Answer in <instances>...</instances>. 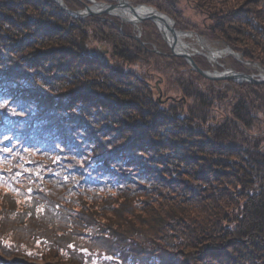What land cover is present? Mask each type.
<instances>
[{
  "label": "trees",
  "instance_id": "16d2710c",
  "mask_svg": "<svg viewBox=\"0 0 264 264\" xmlns=\"http://www.w3.org/2000/svg\"><path fill=\"white\" fill-rule=\"evenodd\" d=\"M132 1L264 66V0ZM119 24L0 0V264H264V83Z\"/></svg>",
  "mask_w": 264,
  "mask_h": 264
},
{
  "label": "water",
  "instance_id": "95a60500",
  "mask_svg": "<svg viewBox=\"0 0 264 264\" xmlns=\"http://www.w3.org/2000/svg\"><path fill=\"white\" fill-rule=\"evenodd\" d=\"M55 1H57L58 4L64 10L69 12L71 15H73L75 17H80V18L87 17L89 15L107 13L111 16L118 17L123 22L133 23V24H138L144 20H151L157 25V28H159L161 30V33L163 31L167 30L169 35L172 37L170 39V37H168L167 35L162 33L165 41L168 43L170 49L172 50V54L184 58L188 62V64L192 67V69H194L195 71L200 73L205 78L210 79V80H215V81H217V80H219V81H221V80L222 81L223 80H232L235 82L264 83V66H261L256 62H253V63L256 65L258 73H247V72H243V71H237L234 68H230V69L223 70V71H219L217 69H215L214 71H210V70H206V69L201 68L197 64V62L195 61V59L193 57L194 54H196V53L190 52L188 49L185 50L184 48L180 47L179 44L177 43L176 32H182V33H187V32L177 30L175 28V24H176L175 20L171 16H169L168 14L159 11L155 7H151V6H147V5L134 6V5L130 4V0H127L129 3L122 2L120 0H116L115 3H105V2L99 3L96 1L90 0V1H92L91 6H87L82 11H75V10L70 9L65 4L64 0H55ZM96 4L97 5L101 4L104 7V9L101 8L100 11H95L93 9V7ZM120 7H125L126 9H129V10H133V8L136 9L137 7H147V8L152 9V13L138 14L137 11L135 10L133 13L137 14L136 15L137 17L135 19H127V18H124V17L114 13V10H116ZM153 10H155V13ZM160 17H166L169 20V22H166L168 24H165V25H167V28L166 29L163 28V31H162L161 25H159L157 23V21ZM163 23H165V22H163ZM243 61H245V60H243ZM248 62H250V61H248ZM215 72H217V73L215 74Z\"/></svg>",
  "mask_w": 264,
  "mask_h": 264
},
{
  "label": "rangeland",
  "instance_id": "374dc122",
  "mask_svg": "<svg viewBox=\"0 0 264 264\" xmlns=\"http://www.w3.org/2000/svg\"><path fill=\"white\" fill-rule=\"evenodd\" d=\"M87 2L89 3H86V5L82 8H71L69 7L70 9L72 10H75V11H82L84 10L87 6H91L90 4L92 3V1H96V2H99V3H102V2H105V3H115L116 0H109V1H105V0H86ZM180 1V7L182 8V13H183V17L184 18H187L189 20H191V22H197L199 23L202 19V15L200 14V12L197 10V7L194 5V3L191 1V0H179ZM65 2V0H64ZM66 4V2H65ZM130 4L131 5H134V6H138V5H147V6H151V7H155V6H152V5H149V4H146V3H139V4H136L134 3L132 0H130ZM157 8V7H155ZM158 9V8H157ZM159 10V9H158ZM161 11V10H159ZM163 12V11H161ZM163 13H166V12H163ZM104 14H107V13H101V14H95V15H104ZM168 14V13H166ZM109 15V14H107ZM169 16H171L170 14H168ZM90 16H93V15H89L87 17H90ZM111 16V15H110ZM87 17H83V18H87ZM113 18H117L119 21H120V30L122 33H124V26L127 25V26H132L130 29L132 31V33L130 34V36H133L137 41H140L141 44L143 46H146V45H152V28H150V30H148V28H146L142 22L138 23V24H133V23H127V22H123L121 19H119L118 17H115V16H111ZM174 20H175V23H176V19L171 16ZM145 21V20H144ZM150 22H153L151 20H148ZM154 23V22H153ZM155 24V23H154ZM155 26L157 27V25L155 24ZM177 29V28H176ZM179 30V29H177ZM179 31H186L187 33L190 34V36H187L186 37V41L187 43L189 44L190 48L191 49H188L190 52H193V53H196V56H201V57H204L205 60L207 61V63L209 64V68L210 71H213V69H222V70H227V69H230V68H233L230 61H229V58L232 56V57H235L237 58L238 60H240L243 64H246V65H253L252 67L256 68V65L253 63L254 61H250L247 62L246 61H243L242 59H244L243 55L241 53H237V52H234L227 44H225L224 42H218V41H212L208 38H206L205 36H202L200 35L197 31L195 30H179ZM158 32L161 34V36L163 37L162 33H161V30L158 28ZM199 36H198V35ZM137 36V37H136ZM156 37L153 36V44L155 43L156 40H154ZM200 38V39H199ZM148 39V40H146ZM164 39V37H163ZM165 40V39H164ZM202 40V41H200ZM200 42H205L207 45H209V52L212 51V50H216V51H220V50H224L225 51V54L223 53L221 55V57H217V61L216 63H219L218 64H213L210 60V56H209V52L207 51V53L204 52L201 53V50L198 49V48H201L200 47ZM105 50L104 51H107L109 50L108 49V46L107 45H103ZM154 51L156 52H159V50L157 49V46L154 44V48H153ZM141 60L144 64H147L148 65H152V63L148 62L147 61V57L145 56H142L141 57ZM198 64V63H197ZM259 64V63H258ZM260 65V64H259ZM192 68V67H191ZM206 69V70H208ZM220 70V71H222ZM236 70V69H235ZM237 71H240V70H237ZM258 73V72H257ZM223 81H227V80H223ZM144 241H146V237L143 238Z\"/></svg>",
  "mask_w": 264,
  "mask_h": 264
},
{
  "label": "bare ground",
  "instance_id": "6f19581e",
  "mask_svg": "<svg viewBox=\"0 0 264 264\" xmlns=\"http://www.w3.org/2000/svg\"><path fill=\"white\" fill-rule=\"evenodd\" d=\"M120 1H122V2H126V3H129L127 0H120ZM57 2V1H56ZM58 3V2H57ZM91 5V4H90ZM101 8L102 9H104V7L101 5V4H96L94 7H93V9L95 10V11H100L101 10ZM137 11V13L138 14H146V13H152V9H150V8H147V7H137L136 9L135 8H133V10H129V9H126L125 7H120V8H118V9H116V10H114V13H116V14H118V15H120V16H122V17H124V18H127V19H135L137 16V14H135V13H133L134 11ZM154 11V13H155V10H153ZM69 13V12H68ZM160 16V15H159ZM162 16V15H161ZM75 17V16H74ZM76 18H80V17H76ZM163 22H165V23H163ZM166 22H169V20L166 18V17H160L159 19H158V21H157V23L159 24V25H161V27H162V31H163V28H167V25H165V24H168V23H166ZM176 28V27H175ZM163 34H165V35H167L168 37H170V39L172 38L170 35H169V33L167 32V30L166 31H163L162 32ZM198 35V34H197ZM187 36H190V34L189 33H182V32H176V40H177V43L179 44V46L180 47H182V48H184L185 50L186 49H191L190 48V46H189V44L187 43V41H186V37ZM199 36V35H198ZM200 39V38H199ZM200 41H202V40H200ZM199 41V43H200V47L201 48H198V49H200L201 50V53H203L204 54V52L205 53H207V51L209 52V45H207L205 42H200ZM225 54V51L224 50H220V51H216V50H212V51H210L209 52V56H210V60H211V62L213 63V64H216V61H217V57H221V55L222 54ZM196 56V54H194V56L193 57H195ZM242 60H245L246 62H247V60L246 59H242ZM216 69V68H215ZM215 69H213V71L215 70ZM223 69V68H222ZM222 69H217V70H222ZM208 70H210V69H208ZM225 70V69H224ZM223 71V70H222ZM217 72H215V74H216ZM228 81V80H227ZM229 81H232V80H229Z\"/></svg>",
  "mask_w": 264,
  "mask_h": 264
},
{
  "label": "built area",
  "instance_id": "2783aa9c",
  "mask_svg": "<svg viewBox=\"0 0 264 264\" xmlns=\"http://www.w3.org/2000/svg\"><path fill=\"white\" fill-rule=\"evenodd\" d=\"M217 64V63H216Z\"/></svg>",
  "mask_w": 264,
  "mask_h": 264
}]
</instances>
